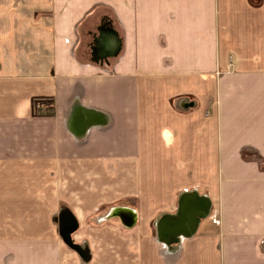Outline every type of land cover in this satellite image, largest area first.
Wrapping results in <instances>:
<instances>
[{
    "label": "crops",
    "instance_id": "1",
    "mask_svg": "<svg viewBox=\"0 0 264 264\" xmlns=\"http://www.w3.org/2000/svg\"><path fill=\"white\" fill-rule=\"evenodd\" d=\"M95 6L0 25V264H264V0H0Z\"/></svg>",
    "mask_w": 264,
    "mask_h": 264
},
{
    "label": "rangeland",
    "instance_id": "2",
    "mask_svg": "<svg viewBox=\"0 0 264 264\" xmlns=\"http://www.w3.org/2000/svg\"><path fill=\"white\" fill-rule=\"evenodd\" d=\"M62 6H65L64 4L61 3ZM54 18V19H58L59 23L62 22H66L69 19H78V18H82V19H87L84 21L83 26L82 27V31H81V27L78 29L79 31H81V34L83 35V37H80L79 41H78V48H77V54L78 57H83V60L87 59L90 60L91 57H89V50H93V55H95L96 60H105L106 64H112L113 61V55H112V50H106L104 51L105 55L103 57L98 56V49L104 48L103 45L105 44L107 47V43H105L104 41H94V38H98V37H91V33H96L94 31V29L100 25L101 23V19L103 18H112L113 19V10L112 9H98L96 6L93 7L92 9L89 10H72V9H66V8H61L58 10H15V11H9V10H4V11H0V25L3 28H9L8 26H12V24H14V26H18L19 24L21 25V23L26 22L27 19L29 18ZM22 18H26V20H21ZM2 19H6L9 21H5ZM89 29V34L87 33V29ZM103 38V37H102ZM111 39V38H110ZM93 40V41H92ZM108 41V40H107ZM65 44L66 39H64ZM62 45H64V43H61ZM80 55V56H79ZM101 57V58H100ZM104 61H102L103 63ZM39 102V103H47V100H40L39 101H35ZM40 108V106H39ZM38 108V109H39ZM47 109V107H46ZM236 247V245H235ZM243 250H235V257L238 255V257H240L243 254ZM245 258H247V252L244 253ZM243 259H240L239 261H241ZM236 262H238V260H235ZM2 264V262H1Z\"/></svg>",
    "mask_w": 264,
    "mask_h": 264
},
{
    "label": "trees",
    "instance_id": "3",
    "mask_svg": "<svg viewBox=\"0 0 264 264\" xmlns=\"http://www.w3.org/2000/svg\"><path fill=\"white\" fill-rule=\"evenodd\" d=\"M33 106H34V108H35L34 102H33Z\"/></svg>",
    "mask_w": 264,
    "mask_h": 264
},
{
    "label": "built area",
    "instance_id": "4",
    "mask_svg": "<svg viewBox=\"0 0 264 264\" xmlns=\"http://www.w3.org/2000/svg\"><path fill=\"white\" fill-rule=\"evenodd\" d=\"M37 103V102H36ZM36 103H35V105H36Z\"/></svg>",
    "mask_w": 264,
    "mask_h": 264
}]
</instances>
